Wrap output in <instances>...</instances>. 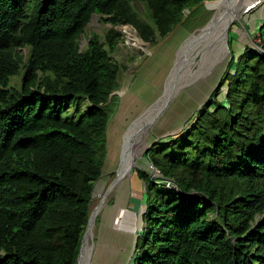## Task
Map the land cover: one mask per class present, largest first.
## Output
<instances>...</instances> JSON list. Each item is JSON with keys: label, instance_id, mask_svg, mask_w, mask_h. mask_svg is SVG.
<instances>
[{"label": "trees", "instance_id": "16d2710c", "mask_svg": "<svg viewBox=\"0 0 264 264\" xmlns=\"http://www.w3.org/2000/svg\"><path fill=\"white\" fill-rule=\"evenodd\" d=\"M202 1L0 0V264H78L118 98L113 27L154 44ZM93 14L113 27L90 30L81 48ZM257 30L259 50L231 55L193 123L146 152L177 189L137 171L133 264H264V23Z\"/></svg>", "mask_w": 264, "mask_h": 264}, {"label": "rangeland", "instance_id": "374dc122", "mask_svg": "<svg viewBox=\"0 0 264 264\" xmlns=\"http://www.w3.org/2000/svg\"><path fill=\"white\" fill-rule=\"evenodd\" d=\"M219 1L222 0H203L200 5L185 10L183 21L168 35H173L168 42L166 41L168 36L160 39L157 34L154 44L144 42L132 26L118 25L113 27L110 23H102L99 16L94 17L87 28L86 35L82 36L80 47L84 48L87 44L90 30L103 35L107 29L113 27L122 33L120 42L111 53V58L119 66L118 87L115 89L118 93V98L113 107L114 111L111 119L107 124L103 173L94 183L93 197L89 209V223H91L90 219L93 211L102 205L101 202L106 195L107 200L94 218V228L90 234L88 233L90 224L86 227V237L88 239L85 237L84 242L87 240V245L89 244V246H87V252L85 251L83 257V242L78 264H87V262L88 264H133L136 255V240L144 229L142 215L145 211L143 196L145 184L136 176L137 171L142 170L147 173L149 181L153 183L162 184L164 182L161 174L154 170L145 158L146 152L156 142L176 138L180 132L193 123L196 112L209 100L211 93L223 77L232 54L238 57L247 46L259 50V46L256 44L258 43L257 28L264 23V0H245L240 7L238 17L234 18L227 27L225 41L218 43L208 51L204 58L205 60L203 59L196 72H194V76L192 75L187 81L183 91L179 94L180 96L178 95L172 101H167L159 108V113L155 115V118H152L153 114L148 118V120L153 119L146 136L149 141L146 147H143L141 153L138 152L135 155V159L132 158L130 163V171L132 173L130 172L127 177L129 179L128 193L126 201H123L120 205L121 209L127 212L129 218H125L123 227H121L120 217L117 218V210H115L118 194L110 191L116 177V168L108 161V152L110 151L108 137L111 133V126L113 127L115 122L119 120L117 114L120 110L123 96H125L124 100L127 102L128 98H131V93L133 94L132 109L130 106L127 109V111L131 112L126 117L128 126H133L141 113H147L149 105H151L150 112H152V109L156 108L153 102L158 98L161 90L165 89L167 84H171L180 69V63L184 62V55L188 51L186 48L187 43L189 44L190 42H187L185 35H198L212 19L211 17H213ZM133 8L142 20L152 23L144 4L133 2ZM132 35H136L140 39V43L134 44L131 41ZM23 51L26 52L27 50L24 49ZM220 72L221 74L218 77L217 75ZM17 83L18 78H12L11 84L16 85ZM224 91L225 86L221 88L218 99H224ZM168 97H170V91L168 92ZM80 108L84 110L85 105H80ZM74 109L72 108L71 111H74ZM186 114H188L186 120L182 119L183 115ZM117 125L115 124L113 131ZM110 178L111 181H109ZM111 230L113 233L115 232L114 235H112Z\"/></svg>", "mask_w": 264, "mask_h": 264}, {"label": "bare ground", "instance_id": "6f19581e", "mask_svg": "<svg viewBox=\"0 0 264 264\" xmlns=\"http://www.w3.org/2000/svg\"><path fill=\"white\" fill-rule=\"evenodd\" d=\"M244 2L245 0L219 1L215 9V13L213 17H211L212 19H210L209 23L205 26V28L203 29L201 28L202 30L198 35L196 34L195 35L194 34L185 35L187 42L190 41L189 44L187 43V47H186L188 51L184 55V62L180 63L179 65L180 69L178 68L179 71L174 77V79L172 80L173 82L171 81V84L170 83L167 84L166 88L161 90L158 98L153 102V105L155 104L156 108H153L152 112H150L151 105H149L147 109V113H141V115L135 120L133 126H128V121L126 120V117L131 113L130 111H127V109L129 106L132 109V106H133V94L131 93V98H128L127 100L129 104L128 106H127V102L124 100L125 96H123V101L120 106V110L118 111V114H117V118L119 117V120L115 122V124H118V125L116 126L114 131L112 129L114 128L115 124L113 127L111 126L112 129L111 130L109 129L111 133L108 137L109 148H110V151L108 152L109 153L108 161L112 166H115L116 168L115 170L116 177L114 179L112 187L110 188V191L111 192L114 191V193L116 192L118 194V201L115 206V210H117L116 211L117 218L120 217L121 227H123L125 218L127 217L129 218V215L127 214V212L122 210L120 205L123 201H126V195L128 193V180L129 179L127 177H128V174L131 172L130 163L132 162V158L135 159V155H137L138 152L141 153L143 147L144 146L146 147L147 142L149 141L146 138V136L148 135L147 131L152 125L153 119L148 120V118H150L152 114H153L152 118H155L156 117L155 115L159 113L158 112L159 108H161L167 101L174 100L183 91V88L185 87L187 81L190 79V77H192L194 72H196V69L201 64V62L205 58L208 51L212 49V47H214L218 43L225 41L226 35H227L226 34L227 27L234 18L238 17V13L240 12V7ZM172 36H168V38H166V41L168 42L169 40H171ZM132 37L133 38L131 41H133L134 44L140 43V39L136 35H132ZM221 72L217 75L218 77L220 76ZM169 91H170V97H168ZM183 116L184 117H182V119L186 120L188 114L183 115ZM132 177H135V176H132ZM109 181H111V178ZM106 200H107V195L104 197L103 201L101 202L102 205L103 204L105 205ZM102 205L99 208H97L95 211H93L91 215V219H90L91 223H90L89 231H88L89 234L92 232L94 228V218L99 213L101 208L104 206ZM118 232H121V231H118ZM114 234L115 232L114 233L112 232V235ZM88 243H89V240H88ZM87 246H89V244L87 245V240H86L83 244V254H82L83 257L85 255V251L87 252ZM117 249H118V246H117Z\"/></svg>", "mask_w": 264, "mask_h": 264}, {"label": "built area", "instance_id": "2783aa9c", "mask_svg": "<svg viewBox=\"0 0 264 264\" xmlns=\"http://www.w3.org/2000/svg\"><path fill=\"white\" fill-rule=\"evenodd\" d=\"M153 168V167H152ZM154 169V168H153ZM154 170H156V169H154ZM157 172H158V170H156ZM159 173V172H158ZM162 184H164V186H166V187H168V188H170V189H177V186H176V184L175 183H173V182H171V181H167V180H164V182L162 183Z\"/></svg>", "mask_w": 264, "mask_h": 264}, {"label": "water", "instance_id": "95a60500", "mask_svg": "<svg viewBox=\"0 0 264 264\" xmlns=\"http://www.w3.org/2000/svg\"><path fill=\"white\" fill-rule=\"evenodd\" d=\"M96 16H97V15L93 14V15L91 16V18H90V22H91V21L94 19V17H96ZM89 224H90V223L88 222V224H87L86 227H88ZM86 232H87V229L85 230V232H84V234H83L82 241H81V247H82V244H83V242H84V240H85ZM81 247H80V250H81ZM79 254H80V251H79Z\"/></svg>", "mask_w": 264, "mask_h": 264}]
</instances>
